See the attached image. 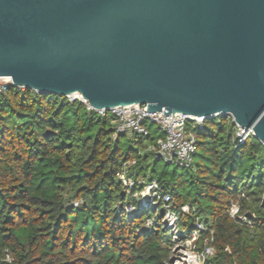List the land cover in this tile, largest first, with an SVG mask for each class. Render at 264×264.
<instances>
[{
	"label": "trees",
	"instance_id": "16d2710c",
	"mask_svg": "<svg viewBox=\"0 0 264 264\" xmlns=\"http://www.w3.org/2000/svg\"><path fill=\"white\" fill-rule=\"evenodd\" d=\"M205 125L188 181L147 178L148 160L160 159L116 134L111 117L57 95L8 92L0 99V264H164V230L137 233L152 211L123 212L131 199L121 197L116 174L133 160L129 176L156 181L176 209H194L181 226L198 219L213 230L205 264H264V146L250 139L235 149L225 116ZM147 128L142 144L159 134ZM231 203L254 213L251 228L228 216Z\"/></svg>",
	"mask_w": 264,
	"mask_h": 264
},
{
	"label": "water",
	"instance_id": "95a60500",
	"mask_svg": "<svg viewBox=\"0 0 264 264\" xmlns=\"http://www.w3.org/2000/svg\"><path fill=\"white\" fill-rule=\"evenodd\" d=\"M1 77L96 110L229 114L264 145V0H0Z\"/></svg>",
	"mask_w": 264,
	"mask_h": 264
},
{
	"label": "built area",
	"instance_id": "2783aa9c",
	"mask_svg": "<svg viewBox=\"0 0 264 264\" xmlns=\"http://www.w3.org/2000/svg\"><path fill=\"white\" fill-rule=\"evenodd\" d=\"M11 90L24 91L25 89L14 87L10 78L1 77L0 99ZM65 98L71 103H81L86 111L95 112L100 117H111V123L116 134L127 135L134 146H141L140 141L149 135L147 126H154L159 134L154 138L153 143H149L143 151L153 153L166 165H173L182 169L191 170L194 167L196 134L205 130V122L208 120L225 116L230 121L234 126L231 143L235 149L244 146L250 139H256L251 128L240 127L234 123L229 114L214 115L210 118L182 114L163 115V111L149 113L145 111V106L138 105L112 108L105 111L94 109L79 94L69 95ZM262 146L264 145L262 144ZM136 155H142V152L138 151ZM130 162L135 164L134 160ZM130 162L124 163L121 170L116 174L117 181L131 199L123 207V212L127 217H135L140 211L155 210V216L146 218L137 232L142 233L155 229H163L168 232L166 236L168 239H165L170 250V256L164 264H205L214 255L213 230L198 220L188 227L179 228L180 217L182 215L188 216L191 212L188 205H181L176 209L172 196L164 192L156 181L134 179L129 176L128 164ZM260 204L264 206V192L261 195ZM227 213L231 219L242 222L249 228L253 226L256 219L254 213L250 211L241 213L237 203H231Z\"/></svg>",
	"mask_w": 264,
	"mask_h": 264
},
{
	"label": "rangeland",
	"instance_id": "374dc122",
	"mask_svg": "<svg viewBox=\"0 0 264 264\" xmlns=\"http://www.w3.org/2000/svg\"><path fill=\"white\" fill-rule=\"evenodd\" d=\"M154 129H155V127L153 126V128L151 130H154ZM112 137L114 138L115 136H112ZM121 139H122V144H123L124 148L127 147V142H126L127 139L125 137H123ZM148 144L149 143L145 140L143 142V144L141 145L140 148H146L148 146ZM198 158L199 157H196V158H194V160L196 159V161H197ZM205 163H207V162H205ZM133 165H134L133 162H130L128 164L129 168L131 166H133ZM142 174L143 175L146 174L147 175V178H150L152 176L155 177V178H160L161 177V178H163V179H165L167 181L168 180H171L173 178H181V179H185V181H188L190 175L192 174V171L189 170V169L177 168V167H175L173 165H166L161 160H157L155 163H153V159H149L148 162H147L146 168H144L142 170ZM122 192L124 193V197L123 198L127 202L128 199H129V195L124 190ZM192 193H195V192L193 191ZM121 206H119V207H121ZM188 207H189V205H188ZM189 208H190L191 212L194 211L193 208H191V207H189ZM191 212H190V214H191ZM154 216H155V210L152 211V215L150 216V218L151 217H154ZM196 220H198V219H195V221ZM145 221H146V219L143 220V222H145ZM195 221H194V223H196ZM143 222H142L141 225H143ZM141 225H140V227H141ZM178 227L179 228H182L180 219H179ZM161 230L163 231V229H161ZM137 231H138V229H137ZM167 233L168 232L166 230H164V234L166 236H167ZM166 239H168V238H166ZM167 249H168V246H167ZM168 252H169L168 253V256H170V250L169 249H168ZM6 259H7L6 261H10V258L9 257H7Z\"/></svg>",
	"mask_w": 264,
	"mask_h": 264
}]
</instances>
